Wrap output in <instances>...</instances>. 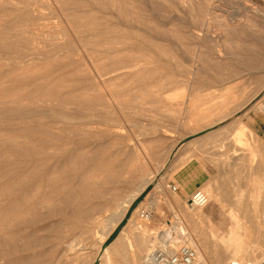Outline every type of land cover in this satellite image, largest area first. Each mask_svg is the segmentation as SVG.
I'll list each match as a JSON object with an SVG mask.
<instances>
[{"label": "rangeland", "instance_id": "obj_1", "mask_svg": "<svg viewBox=\"0 0 264 264\" xmlns=\"http://www.w3.org/2000/svg\"><path fill=\"white\" fill-rule=\"evenodd\" d=\"M261 105L264 0H0V264H92L149 172L161 191L105 240L134 218L111 264H143L173 223L206 264H264Z\"/></svg>", "mask_w": 264, "mask_h": 264}, {"label": "bare ground", "instance_id": "obj_2", "mask_svg": "<svg viewBox=\"0 0 264 264\" xmlns=\"http://www.w3.org/2000/svg\"><path fill=\"white\" fill-rule=\"evenodd\" d=\"M206 37V36H205ZM217 41V40H216ZM35 49V48H34ZM92 120V118H91ZM94 120V119H93ZM98 120V119H97ZM63 121V120H62ZM79 121V120H78ZM105 121V120H104ZM72 122V121H71ZM81 122V121H80ZM78 123V122H77ZM71 124V123H70ZM84 128V127H83ZM90 128V127H89ZM93 128V127H91ZM101 129V128H100ZM105 129V128H104ZM99 130V129H98ZM125 130V129H124ZM103 131V130H101ZM121 131H123L122 129L117 132L120 133ZM104 132V131H103ZM102 132V133H103ZM106 133V132H105ZM111 133V132H110ZM122 133V132H121ZM124 133V132H123ZM107 134V133H106ZM114 135V134H113ZM126 136L128 134H125ZM112 136V135H110ZM129 137V136H128ZM127 137V138H128ZM124 137H122L123 139ZM111 139V138H110ZM126 144V143H125ZM133 144V143H132ZM98 145V144H97ZM73 146V145H72ZM141 147V146H140ZM121 149V148H120ZM129 179H125V182H128ZM148 184H152L153 186V190L155 192H159L161 191L162 185L159 181L156 182V175L153 174L152 172H149L146 176H142L139 177V181L137 186L132 190L131 194H129L128 197H126L124 200L122 199V201L115 206V208L111 211V213L106 217L104 221V225L102 226L100 233V239H99V245H98V249H97V256L95 260H98V264H101L102 261L105 264H111V259H110V251L116 252L118 249H121L123 247V245L125 244L126 240L133 234V231H135L136 229H139L135 223H134V218H129L126 222V224L120 229L118 236L115 238V240L110 244V245H104L105 240L108 238V236L112 233V231L117 227V225L121 222V220L124 218L126 211L128 210L129 206L131 205V203L145 190L146 186ZM205 193V192H204ZM206 194V193H205ZM198 209V208H197ZM54 210V209H53ZM149 210V209H148ZM193 210V209H191ZM90 211V210H88ZM74 212V210H73ZM137 212V211H136ZM144 211L139 212V215L141 216V213H143ZM52 224V223H51ZM175 228V230H174ZM146 227H143V229H141V233H145L146 232ZM172 229L175 231V234H173L172 236L168 235L167 233H161L160 235H158V244L160 246L161 249H163L164 251H166L168 254L172 253L174 250H176V248L183 242H188L186 245L194 248L196 250V253H199V255L196 258V261L198 264H206L204 261V257H202V253L200 251V248L198 247V245H196L192 239H191V235L189 231H186L185 227L183 226H177L175 224L174 227V223L172 226ZM94 231V230H93ZM56 233V232H55ZM96 233V231H95ZM17 235V234H16ZM81 243V242H80ZM80 243L76 244V243H72L69 244V246H67L71 251L73 250L74 247H76V251L80 252L83 248L79 245ZM234 244L232 242H227L226 246L228 247H233V251H234ZM66 247V246H65ZM66 247V248H67ZM50 248V247H49ZM85 248V247H84ZM101 248V250H100ZM75 250V249H74ZM85 250V249H84ZM75 252V251H73ZM72 252V253H73ZM61 253H64L61 252ZM82 253V252H81ZM80 253V254H81ZM99 253V254H98ZM151 253V250H148L146 253V256L143 259V264H157L154 263L153 261H149V255ZM46 254V253H45ZM70 254V253H69ZM2 255V254H1ZM72 255V254H70ZM44 256V255H43ZM51 256V255H50ZM73 256V255H72ZM70 257V256H69ZM58 258V257H57ZM68 259V258H66ZM231 262H229V264H239L241 263V261H239V259H237L235 253L231 252ZM56 261V260H55ZM127 260L124 261L125 264ZM51 263V262H50ZM34 264V263H33ZM69 264H82L81 259H76L75 261H72Z\"/></svg>", "mask_w": 264, "mask_h": 264}, {"label": "built area", "instance_id": "obj_3", "mask_svg": "<svg viewBox=\"0 0 264 264\" xmlns=\"http://www.w3.org/2000/svg\"><path fill=\"white\" fill-rule=\"evenodd\" d=\"M260 111L264 114V105H261ZM172 191H176L177 187L172 186ZM208 204L207 195L201 191H195L187 201L190 209L202 208ZM196 250L188 245H179L176 250L168 254L166 251H151L149 261L157 264H198L196 261Z\"/></svg>", "mask_w": 264, "mask_h": 264}, {"label": "crops", "instance_id": "obj_4", "mask_svg": "<svg viewBox=\"0 0 264 264\" xmlns=\"http://www.w3.org/2000/svg\"><path fill=\"white\" fill-rule=\"evenodd\" d=\"M259 133H261V130H259ZM260 136H261V139H263V142H264V134H263V136H262V135H260ZM260 160H261V162L264 161L263 155L260 156ZM200 183L202 184V181H200ZM202 185H203V184H202ZM185 190H186V189H185ZM204 190H205L204 192H207L205 188H204Z\"/></svg>", "mask_w": 264, "mask_h": 264}, {"label": "water", "instance_id": "obj_5", "mask_svg": "<svg viewBox=\"0 0 264 264\" xmlns=\"http://www.w3.org/2000/svg\"><path fill=\"white\" fill-rule=\"evenodd\" d=\"M92 264H98V260H95Z\"/></svg>", "mask_w": 264, "mask_h": 264}]
</instances>
